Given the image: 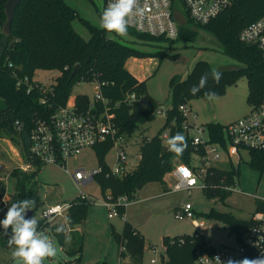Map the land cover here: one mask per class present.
Here are the masks:
<instances>
[{"label": "trees", "instance_id": "1", "mask_svg": "<svg viewBox=\"0 0 264 264\" xmlns=\"http://www.w3.org/2000/svg\"><path fill=\"white\" fill-rule=\"evenodd\" d=\"M107 0H104L106 3ZM172 8L176 12L178 4L184 9L182 0H171ZM8 0H0V21H6L5 5ZM185 12V11H184ZM264 15V0H235L234 4L213 19L208 24H196L185 13L180 22L178 40L193 42L199 31L212 35L221 45L223 53L238 61L240 68L219 71L222 78L216 83L211 78L213 68L206 61L198 62L189 75L183 79L174 76L169 83L173 103L168 110L166 123L157 135L145 139L139 149L140 161L136 168L128 174L118 177L109 173L106 157L114 147L112 142L94 147L98 159L95 181L106 198L109 194L113 199L127 196L134 199L136 194L151 183L165 185V176L171 173L176 164L192 165L193 155L204 156V150H196L192 139L183 129L186 118L179 110L181 105H189L192 98H206L204 92L214 91L217 96L225 92L226 86L234 84L241 76H246L249 87V101L257 104L264 98V59L256 45L241 42L239 35L250 23ZM80 20L90 32V39L85 40L73 27L75 20ZM181 20V19H180ZM128 35L137 43L150 45L154 43H168L164 37H152L128 30ZM0 45V138H8L18 147L21 156L27 160L29 150V136L33 123L37 117H45L65 106L71 97L75 83L99 81L106 83L104 94L112 101L122 100L126 95L136 94L144 98L142 102L124 103L115 111L116 122L121 136L130 137L139 127L153 121L155 112L160 106L147 91V80L140 81L126 67L130 58H162L167 53L159 51L145 52L136 43L132 44L116 34L105 32L100 26L82 18L80 14L66 3L65 0H21L16 9L12 23V34L9 38L1 35ZM176 39V40H177ZM12 64V66H10ZM80 65V70L72 77L73 70ZM39 70L59 71L55 83L50 91H43L36 86L34 78ZM209 73L207 87L196 95L190 93V88L199 83L200 77ZM28 78L34 88L28 92L27 84L19 88L18 80ZM42 99L45 103H42ZM147 99V100H146ZM78 103H89L87 95L77 96ZM2 102V104H1ZM20 122L22 129L16 126ZM210 134V142L226 147L225 126L220 123H209L206 126ZM169 130L170 137L182 133L187 141V148L182 154L168 150V141L162 135ZM249 166L264 173V150L249 149ZM37 170L30 173L19 169L12 170L14 202L31 198L35 200L34 210L43 204L38 194L37 179L43 166L36 161ZM233 166V165H232ZM239 170L211 166L208 168L205 183L208 197L225 200L231 195L232 186L236 184ZM95 201L77 199L70 209L69 221L64 233H56L55 228L62 223L51 224L38 221V229L47 230L62 246L63 250L76 263L82 262L84 235L70 230L82 226L88 217L89 208ZM256 209L264 211V202L256 200ZM126 207H121L123 214ZM207 217L223 222L235 235L237 242L244 243L253 224L252 220L240 219L232 213L220 212L212 209ZM4 218V217H3ZM1 218L0 220H2ZM11 229L8 230L10 232ZM4 229L0 227V238L4 236ZM119 246L120 264H142L147 247L146 239L137 229L125 222L122 233L113 230ZM4 245L8 246V241ZM163 247L167 256L164 264H191L197 257V252H212L215 246L206 241L203 235L169 237L163 239ZM97 264H108L107 261Z\"/></svg>", "mask_w": 264, "mask_h": 264}, {"label": "rangeland", "instance_id": "2", "mask_svg": "<svg viewBox=\"0 0 264 264\" xmlns=\"http://www.w3.org/2000/svg\"><path fill=\"white\" fill-rule=\"evenodd\" d=\"M68 5L74 8L82 18L100 26V16L104 9V0H65ZM176 12L179 21L185 18V12L181 4H178ZM181 19V20H180ZM73 27L85 40L90 39V32L80 20H75ZM199 34L195 41L175 40L168 43H154L152 46L137 43L133 37L127 34L123 37L129 43H136V47L149 52L156 53L165 51L167 54L162 58L146 57L135 58L136 60L126 63L132 68L133 62H143L132 70L137 76H146L148 94L159 102L164 109L170 108L173 103L169 83L174 76L185 79L194 66L200 61H206L213 69L225 71L240 68L242 65L227 56L222 51L220 43L210 34L198 30ZM131 59V58H130ZM145 59V61H143ZM149 59V60H148ZM129 61V60H128ZM127 61V62H128ZM59 71L39 70L34 78L38 88L47 92L55 83ZM96 82L75 83L70 99L79 95H87L91 101L95 98ZM2 104V102H1ZM190 108L197 115L194 119L190 116L189 121L198 126H207L209 123H220L227 126L251 112L254 103L249 101V87L246 76H241L236 83L226 86L225 92L214 101L207 98H192L189 101ZM166 118L157 114L153 121L140 124L138 129L128 138L126 142L127 162L132 166L138 165L139 149L145 139H151L164 127ZM19 149L8 138H0V164L8 168L17 165L22 159L18 155ZM116 160V149L113 148L106 157V163L112 167ZM250 155L248 150H242L240 156L233 157L232 161L219 163L224 169L234 167L239 170L236 184L232 186V193L225 200L208 197L204 189V178L199 175V187L191 193L184 191L171 192L166 185L151 183L139 191L134 199L126 203L125 212L112 219L109 218L107 198L101 192L97 182L79 186L64 168L57 165H44L37 179L38 194L47 197L49 191L57 190L54 203H65L77 200L82 192L92 196L96 202L89 208L88 218L84 225L85 241L82 262L78 264H96L107 261L108 264H119V246L114 237L113 230L122 231L125 222H128L137 229L146 239V250L142 264H164L167 256L163 247V239L169 237L193 236L196 229L188 219L176 218V212L180 207L190 203L198 213L197 219L204 221L206 229L201 233L211 245L215 247H235L237 240L235 235L221 221L210 219L207 214L216 209L220 212L232 213L240 219H249L256 209V200H264V173L252 169L248 162ZM192 165L196 168H204L202 156L193 155ZM233 165V166H232ZM99 167L96 153L92 149H86L78 158L69 162L71 170L85 169L87 171L97 170ZM197 168V169H198ZM175 180L172 174L167 175V187L172 188ZM166 191V192H164ZM42 207V206H41ZM41 207H37L34 218L40 221ZM121 207H119L120 209ZM69 221L59 219L51 224ZM56 248V256L46 258L44 264H77L75 258L69 256L59 242L47 231L41 229ZM11 231L9 232V234ZM8 236L0 238V264H22L18 259L13 258V247L4 245ZM156 260V263H152ZM128 264V263H127Z\"/></svg>", "mask_w": 264, "mask_h": 264}, {"label": "built area", "instance_id": "3", "mask_svg": "<svg viewBox=\"0 0 264 264\" xmlns=\"http://www.w3.org/2000/svg\"><path fill=\"white\" fill-rule=\"evenodd\" d=\"M182 1L185 13L196 24H208L235 2V0ZM109 2L110 0L106 1L104 9ZM138 5L144 9L143 14L131 17L128 30H134L152 37H164L169 40H176L179 37L180 22L172 8L171 0H138ZM2 34L3 24L0 21V45ZM239 38L245 44L256 45L264 59V15L245 27L241 31ZM94 82H96V94L93 101L89 99L88 104L80 105L77 97L74 99L69 98L67 104L54 113L35 119L29 136L27 160L22 157L17 162V165L12 168L0 164V219L5 216L11 203H14L12 195L13 169H19L25 173L34 172L37 170L36 161H39L42 166L57 165L64 168L79 186L90 184L96 182L95 176L101 172V168L93 171L85 169L71 170L69 162L78 158L86 149L94 150V147L108 142H112L114 144L113 148L116 149L115 163L112 167H109L111 175L121 177L136 168L137 165L132 166L127 162L125 137L120 134L115 111L124 103H133L137 100L142 102L144 98H138L136 94H130L126 95L122 100L114 102L103 92L106 83L97 80ZM24 84H27L28 92L34 88L28 78L25 81H17L19 88L24 86ZM42 103H45L44 99H42ZM168 110L169 108L164 109L160 105L155 115L161 114L167 118ZM179 110L186 118L183 129L191 137L192 145L196 150H204V156H202L204 168L197 167L198 169L195 170L184 163L176 164L172 171V175L175 178V184L171 189L172 192L184 191L191 193L193 189L199 187V175L203 176V187L206 188L205 177L209 167L217 166L218 163L224 160L232 161L233 157L240 156L241 151L244 149L264 150V98L260 103L252 106L248 115L225 126L226 147L221 144L211 143L207 128L189 121L190 116L194 119L197 118L190 105H181ZM16 126L19 130L22 129L19 121ZM169 136L170 133L167 130L162 135V139L168 141ZM140 158V154H138L139 161ZM40 197L43 201V204L39 205L40 207L42 206L41 222L52 223L58 219L68 220L73 201L65 203H54L52 201L47 204L46 198L42 195ZM106 198L108 200L109 218L119 216V207H126V203L129 201L127 196L113 199L109 194ZM78 199L95 201L92 196H88L82 191ZM258 200L264 202L263 199ZM176 218L190 220L196 229L195 234L197 235H202L201 231L207 227L204 221L197 219L194 206L190 203L177 210ZM250 219L253 224L243 244L237 242L235 247H215L212 252H197V257L191 264H217V257H219L221 262H226L228 259L241 260L245 257L254 259L264 255V211L255 210ZM152 263H156V260H152Z\"/></svg>", "mask_w": 264, "mask_h": 264}, {"label": "clouds", "instance_id": "4", "mask_svg": "<svg viewBox=\"0 0 264 264\" xmlns=\"http://www.w3.org/2000/svg\"><path fill=\"white\" fill-rule=\"evenodd\" d=\"M144 9L139 7L138 0H110L107 7L100 16V27L109 34H116L125 37L128 34L130 19L133 15H142ZM211 78L216 82L222 78V73L216 69L211 70ZM209 73L203 74L197 85L190 88V93L196 95L207 87ZM204 96L209 101L217 98L214 91L204 92ZM168 150L176 154H182L187 148L185 136L178 132L170 137ZM35 207V200L25 198L23 200L11 203L10 207L2 220L0 227L4 229V234L8 236V246L13 247L12 256L18 259L22 264H44L46 258L56 256V248L53 242L38 231V221L34 217H28L29 211ZM11 229L9 234L8 230ZM56 233H64L63 224L55 228ZM217 264H264V255L249 259L247 257L241 260L228 259L221 262L216 258Z\"/></svg>", "mask_w": 264, "mask_h": 264}, {"label": "water", "instance_id": "5", "mask_svg": "<svg viewBox=\"0 0 264 264\" xmlns=\"http://www.w3.org/2000/svg\"><path fill=\"white\" fill-rule=\"evenodd\" d=\"M21 0H8V2L5 5V14H6V21L3 25V35L7 39L11 36L12 34V23L14 20V16L16 13L17 7L20 5ZM80 65H78L72 73V77L80 70ZM57 194V190H53L47 197H46V203L49 204L51 203ZM35 215V210L32 209L28 213V217H34Z\"/></svg>", "mask_w": 264, "mask_h": 264}, {"label": "crops", "instance_id": "6", "mask_svg": "<svg viewBox=\"0 0 264 264\" xmlns=\"http://www.w3.org/2000/svg\"><path fill=\"white\" fill-rule=\"evenodd\" d=\"M135 61L136 59L135 58H131V59H129V61L127 62V63H129V62H131V61ZM149 60V59H148ZM143 61H145V59L143 60ZM142 64L143 62H138V63H136V62H133V64H132V68L131 69H133V70H135L136 69V66H138V64ZM126 67H127V69L136 77V78H138L140 81H144V80H147L148 78L146 77V76H148V75H143V76H137L135 73H133L132 72V70L130 69V68H128V66L126 65ZM20 153V152H19ZM19 153H18V155H19ZM21 155V154H20ZM227 162V161H226ZM225 162V160L224 161H222V162H220V163H226ZM219 164V163H218ZM220 167V166H219ZM169 174H172V172L171 173H168L167 175H169ZM167 175L165 176V185H166V189L168 190V192L169 191H171V189L172 188H169V186L167 187ZM172 177H173V175H172ZM174 178V177H173ZM174 180H175V178H174ZM147 187V186H146ZM145 188V187H144ZM143 190V189H142ZM141 190V191H142ZM164 192H166V191H164ZM172 192V191H171ZM197 213V212H196ZM197 215H198V213H197ZM88 218V217H87ZM110 219H112V218H110ZM59 220V219H58ZM62 220H64V219H62ZM57 221V220H56ZM87 221V220H86ZM86 221H85V223H86ZM85 223L82 225V226H80V227H75V228H69V231L70 230H75V231H78V232H80V233H82L83 235H84V238H85V232H84V225H85ZM66 224V223H65ZM116 231V230H115ZM123 231V230H122ZM122 231L120 232V231H116L117 233H122ZM84 241H85V239H84ZM119 250V249H118ZM83 251H84V248H83ZM83 256V255H82ZM76 263V262H75ZM97 264V263H96ZM119 264H120V258H119Z\"/></svg>", "mask_w": 264, "mask_h": 264}, {"label": "flooded vegetation", "instance_id": "7", "mask_svg": "<svg viewBox=\"0 0 264 264\" xmlns=\"http://www.w3.org/2000/svg\"><path fill=\"white\" fill-rule=\"evenodd\" d=\"M53 190L49 191L48 195L52 192Z\"/></svg>", "mask_w": 264, "mask_h": 264}]
</instances>
